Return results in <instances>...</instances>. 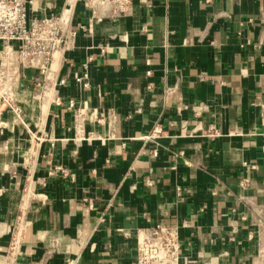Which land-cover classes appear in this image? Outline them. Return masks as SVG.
<instances>
[{
  "label": "crops",
  "instance_id": "obj_1",
  "mask_svg": "<svg viewBox=\"0 0 264 264\" xmlns=\"http://www.w3.org/2000/svg\"><path fill=\"white\" fill-rule=\"evenodd\" d=\"M28 1L78 33L4 116L0 264H134L158 223L193 264H264V0Z\"/></svg>",
  "mask_w": 264,
  "mask_h": 264
},
{
  "label": "built area",
  "instance_id": "obj_2",
  "mask_svg": "<svg viewBox=\"0 0 264 264\" xmlns=\"http://www.w3.org/2000/svg\"><path fill=\"white\" fill-rule=\"evenodd\" d=\"M92 1L99 4L111 3L118 12L127 13L135 0ZM28 6V0H0V139L7 126L5 114L8 111L17 114L22 112L16 92L21 69L38 68L40 74L35 83L38 87H43L55 53L78 33L75 29L65 32L62 15L31 17ZM96 19L97 12L91 19L90 28ZM147 73L150 74L151 71ZM76 81L84 87L90 86L87 67L81 74H77ZM65 82V79L61 80V83ZM69 105L74 107L76 102L71 99ZM77 111L78 115L82 114L80 108ZM204 132L211 138L223 135L222 130L215 124H209ZM163 133L162 127L157 125L145 138L155 140ZM157 154L154 151V155ZM3 191L0 187V197ZM134 264H193V261L182 255L178 229L158 223L150 233L138 234Z\"/></svg>",
  "mask_w": 264,
  "mask_h": 264
}]
</instances>
